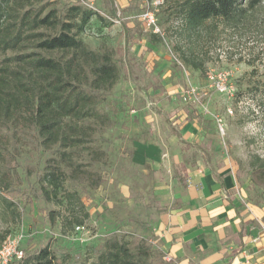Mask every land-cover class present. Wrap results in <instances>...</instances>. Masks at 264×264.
<instances>
[{
    "label": "rangeland",
    "instance_id": "1",
    "mask_svg": "<svg viewBox=\"0 0 264 264\" xmlns=\"http://www.w3.org/2000/svg\"><path fill=\"white\" fill-rule=\"evenodd\" d=\"M181 1L27 0L26 4L9 1L20 12L33 8L46 14L56 9L61 19H66L68 8L74 5L96 10L112 24L106 26L94 17L79 37L88 48L109 54L118 68L117 82L97 98L102 118L86 123L91 125L93 133L91 141L77 149L76 164L62 161L57 146H40L31 127L13 121L5 124L4 155L0 160V245L9 235L18 231L24 234V257L11 264H33L30 258L48 244L57 262L90 264L95 259V249L112 234L126 235L133 243L146 238L154 247V260L163 264L152 228L159 211L173 204L179 168L187 167L185 163L197 156L193 153L174 161L177 152H188L194 146L182 139L176 146L171 140L178 129L175 124L167 129L164 119L154 120L153 127L147 123L152 112L158 115L161 112L164 117L165 107L171 112L183 108L187 113L185 120L197 118L206 130L216 135L220 150L235 166L242 200L264 206V173L258 170L256 160L257 156L264 159V99L257 102L250 94V90L262 86L264 79V29L251 27L232 32L223 29L219 21H208L198 36L189 40L183 34L177 13ZM147 10L154 12L153 26H148L141 17ZM38 31L49 34L54 30ZM189 45L195 48L196 60L203 62L200 69L193 68L183 58V51ZM140 46L156 53L155 68L138 54ZM35 50L40 51L29 41L20 51ZM15 53L0 52V67ZM40 53L63 55L61 51ZM209 75H220V83L226 89L219 92L211 87ZM191 86L198 91L196 102L184 99ZM169 87L178 88L179 92L169 94ZM217 117L225 122L223 134ZM161 131L169 132L168 136L163 135L168 142L167 152L158 150L139 164V145L148 140L160 144ZM48 164H60L67 170V180L57 197L40 180ZM78 164L82 167H76ZM83 168L92 170V175L83 176ZM98 177L100 184L94 188L92 184ZM68 192L81 197L90 213L84 224L86 229L80 235L69 225L63 228V220L69 216ZM73 202L75 214L82 216L76 200Z\"/></svg>",
    "mask_w": 264,
    "mask_h": 264
},
{
    "label": "trees",
    "instance_id": "2",
    "mask_svg": "<svg viewBox=\"0 0 264 264\" xmlns=\"http://www.w3.org/2000/svg\"><path fill=\"white\" fill-rule=\"evenodd\" d=\"M9 1L0 0V52L17 53L7 57L6 64L0 67V160L4 155L3 130L5 124L13 121L31 127L40 146H57L62 161L76 164L77 149L91 141L93 133L91 125L86 123L103 115L97 109V98L118 80V68L112 57L88 48L79 35L94 17L106 26L112 22L96 10L81 5L69 7L66 19H61L56 9L46 14L33 8L20 12ZM20 1L26 4L27 0ZM177 13L182 20L183 34L189 40L198 36L208 21H219L223 29L232 32L251 27L264 29V0H183ZM42 28L54 31L39 32ZM29 41L40 51H61L63 55L46 56L37 50L21 52ZM183 58L193 68L203 66V62L196 60L195 48L190 45L183 51ZM250 92L257 102L263 101L264 79L262 86ZM256 160L258 170L264 173V159L257 156ZM79 166L82 167L80 164L76 167ZM66 171L60 164H48L40 176L56 197L67 180ZM91 173L92 170L81 169L85 177H90ZM100 181L98 177L92 186L96 188ZM45 192L50 199L46 188ZM73 200L82 216L75 214ZM68 203L69 216L63 220V228L69 225L74 230L76 225L85 224L90 213L74 192H68ZM51 216L54 220L55 212ZM154 251L144 237L133 243L126 235L112 234L95 249V259L90 264H161L154 260ZM159 255L162 261L164 259L163 264H177L166 260L161 250ZM30 261L62 264L57 262L49 244L37 251Z\"/></svg>",
    "mask_w": 264,
    "mask_h": 264
},
{
    "label": "crops",
    "instance_id": "3",
    "mask_svg": "<svg viewBox=\"0 0 264 264\" xmlns=\"http://www.w3.org/2000/svg\"><path fill=\"white\" fill-rule=\"evenodd\" d=\"M138 54L155 68L156 53L140 46ZM168 74L164 73L165 79ZM167 91L174 94L179 89L169 87ZM162 113L164 117L161 112H152L147 123L153 127L154 120L164 119L167 129L175 124L178 129L171 140L176 146L179 139L194 146L188 152H177L174 161L193 153L197 156L185 163L187 167L179 168L173 204L163 207L157 215L152 230L158 248L177 264H264V206L242 200L235 166L220 150L216 135L197 118L185 120L183 108L171 112L165 107ZM161 132L160 144L148 140L139 145V164L158 150L167 152L168 142L163 135L169 132ZM154 133L158 134L156 130Z\"/></svg>",
    "mask_w": 264,
    "mask_h": 264
},
{
    "label": "built area",
    "instance_id": "4",
    "mask_svg": "<svg viewBox=\"0 0 264 264\" xmlns=\"http://www.w3.org/2000/svg\"><path fill=\"white\" fill-rule=\"evenodd\" d=\"M148 24V26L155 25L156 19L154 12L151 10H147L141 16ZM211 87L215 88L220 92L224 91L226 87L220 83V75H209ZM185 100H191L193 102L198 101V91L196 87L191 86L184 94ZM217 125L222 132L225 131V122L223 118L217 117L216 118ZM86 227L85 225H76L74 232L77 235L84 233ZM24 239V234L22 231H18L15 234L9 235L6 239L2 242L0 246V264H11L14 260H21L24 257V250L22 248V242ZM167 260H170L168 256H166Z\"/></svg>",
    "mask_w": 264,
    "mask_h": 264
}]
</instances>
